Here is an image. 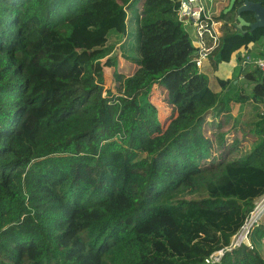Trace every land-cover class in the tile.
Listing matches in <instances>:
<instances>
[{
  "label": "trees",
  "instance_id": "16d2710c",
  "mask_svg": "<svg viewBox=\"0 0 264 264\" xmlns=\"http://www.w3.org/2000/svg\"><path fill=\"white\" fill-rule=\"evenodd\" d=\"M247 1L264 6L213 17L216 93L181 0H0V264H106L165 218L185 247L230 244L264 197V104L236 95L219 58L240 32L261 40L264 28H237ZM100 2L110 15L94 25ZM156 84L169 107L137 104ZM251 244L221 264H264V223Z\"/></svg>",
  "mask_w": 264,
  "mask_h": 264
},
{
  "label": "rangeland",
  "instance_id": "374dc122",
  "mask_svg": "<svg viewBox=\"0 0 264 264\" xmlns=\"http://www.w3.org/2000/svg\"><path fill=\"white\" fill-rule=\"evenodd\" d=\"M109 15L105 2H100L87 10V16L94 25H98L102 19ZM194 32L197 36V30H194ZM240 34L242 37L245 36L244 32H240ZM241 44L242 42L238 41V45ZM107 78H109V73H107ZM147 101L155 103L158 106L169 107L165 89L159 84H156L153 89L147 91L144 96L140 97L137 100V104L143 105ZM234 114L236 113L234 112ZM162 122L164 125L166 124V120L163 119ZM229 128L230 126H227L224 131H227ZM226 139L228 140L227 143L232 145L234 136L228 134ZM243 139H248V142L252 143L254 137L249 135L247 137L244 136ZM216 146L218 148V144ZM231 153L234 154L235 150L233 149ZM219 174V171L215 172L210 175V178H217ZM192 191L193 189L189 188L186 197H192ZM261 202V199L257 200V206ZM256 221L258 223H264V211H261ZM223 243L224 241L220 240L215 246H211L198 242L190 247H185L177 238L176 224L171 219L165 218L147 226L135 240L130 241L128 244L118 248L115 253L109 255L106 264H166L164 260L166 258L174 260L184 259L191 261L193 264H205L207 257L224 248L225 245ZM134 253L138 254V259ZM261 253L264 256L263 249H261ZM139 260L143 262L139 263Z\"/></svg>",
  "mask_w": 264,
  "mask_h": 264
},
{
  "label": "crops",
  "instance_id": "0c3cea01",
  "mask_svg": "<svg viewBox=\"0 0 264 264\" xmlns=\"http://www.w3.org/2000/svg\"><path fill=\"white\" fill-rule=\"evenodd\" d=\"M232 0H202V4L205 8L207 14L211 17H219L222 11L229 7ZM238 17V14H236ZM222 23V22H221ZM186 30L190 33L194 40L195 46H201L202 53L208 52V50L213 48L212 39L210 36L205 33L202 36V42H199L194 30L195 26L193 24H184ZM245 36H241L240 33L236 34V41L234 44L226 42L220 53V60L222 61L221 66V75L224 78L232 77V88L235 90L236 95L242 92H245L250 99L255 102H260L254 98H259L264 104V75H257L255 80H248L246 77L252 72L257 71V69L251 65H245L243 60L247 55L253 57H264V29L262 31L261 40L258 43H252V38L247 32H244ZM238 41L242 42L241 45H238ZM247 42L248 47H245ZM196 66L201 65V68H198L200 72L205 74L210 80L211 88L219 93L221 87L218 83L214 69L210 62V56L208 59L202 60L200 62H195ZM235 78V79H234ZM214 84V86H213ZM234 92V91H233ZM240 110L239 105L233 106V115L237 116ZM234 112L236 114H234ZM215 246V245H214Z\"/></svg>",
  "mask_w": 264,
  "mask_h": 264
},
{
  "label": "built area",
  "instance_id": "2783aa9c",
  "mask_svg": "<svg viewBox=\"0 0 264 264\" xmlns=\"http://www.w3.org/2000/svg\"><path fill=\"white\" fill-rule=\"evenodd\" d=\"M179 17L184 24H193L195 26L199 42H202V36L205 33L210 36L212 39L213 48L208 50V52L201 53L199 59L196 61L200 62L202 60L208 59L209 53L214 48H216L221 41L222 34L220 29L223 23L215 21L213 17L207 14L202 4V0H188V4L183 3L181 0ZM243 63L245 65L254 66L264 75V57H253L251 55H247L243 60ZM261 200L262 202L260 205L257 206L256 203L255 210L248 217L246 223L241 228L239 233L232 238L230 244L207 257L205 259V264H221L225 251L241 247L242 245H247L251 249L253 248L251 244V231L258 223V221H256L258 215L261 213V211H264V197L261 198Z\"/></svg>",
  "mask_w": 264,
  "mask_h": 264
},
{
  "label": "water",
  "instance_id": "95a60500",
  "mask_svg": "<svg viewBox=\"0 0 264 264\" xmlns=\"http://www.w3.org/2000/svg\"><path fill=\"white\" fill-rule=\"evenodd\" d=\"M183 3L188 4V0H182ZM236 0H232L229 7L225 10V14L230 12L235 7ZM244 13H253L254 22L248 23L242 17ZM237 28L242 30L244 27H248L251 32L257 29L264 28V6L261 3L245 2V4L237 10Z\"/></svg>",
  "mask_w": 264,
  "mask_h": 264
},
{
  "label": "bare ground",
  "instance_id": "6f19581e",
  "mask_svg": "<svg viewBox=\"0 0 264 264\" xmlns=\"http://www.w3.org/2000/svg\"><path fill=\"white\" fill-rule=\"evenodd\" d=\"M198 66V68H200V66L199 65H197Z\"/></svg>",
  "mask_w": 264,
  "mask_h": 264
}]
</instances>
